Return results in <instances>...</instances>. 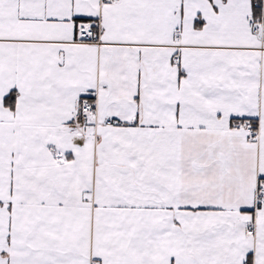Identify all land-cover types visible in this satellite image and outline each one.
I'll use <instances>...</instances> for the list:
<instances>
[{
    "label": "snow or ice",
    "instance_id": "1",
    "mask_svg": "<svg viewBox=\"0 0 264 264\" xmlns=\"http://www.w3.org/2000/svg\"><path fill=\"white\" fill-rule=\"evenodd\" d=\"M0 264H264V0H0Z\"/></svg>",
    "mask_w": 264,
    "mask_h": 264
}]
</instances>
